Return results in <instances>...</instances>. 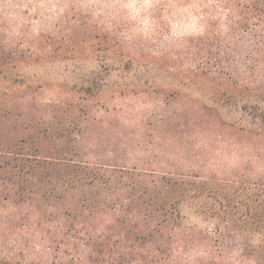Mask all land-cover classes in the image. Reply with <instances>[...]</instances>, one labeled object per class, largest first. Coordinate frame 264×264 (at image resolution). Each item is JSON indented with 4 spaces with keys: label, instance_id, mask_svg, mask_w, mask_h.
I'll list each match as a JSON object with an SVG mask.
<instances>
[{
    "label": "rangeland",
    "instance_id": "obj_1",
    "mask_svg": "<svg viewBox=\"0 0 264 264\" xmlns=\"http://www.w3.org/2000/svg\"><path fill=\"white\" fill-rule=\"evenodd\" d=\"M202 1L149 0L145 36L122 7L132 0H0V164L25 171L17 154H44L172 172V198L200 229V215L217 210L194 201L249 215L247 187L264 191V104L256 110L253 95L264 82L177 68L172 50L204 38L212 14L218 30L225 21L204 0L203 33L186 31L178 9ZM246 2L233 0L238 11Z\"/></svg>",
    "mask_w": 264,
    "mask_h": 264
},
{
    "label": "trees",
    "instance_id": "obj_2",
    "mask_svg": "<svg viewBox=\"0 0 264 264\" xmlns=\"http://www.w3.org/2000/svg\"><path fill=\"white\" fill-rule=\"evenodd\" d=\"M216 2L225 21L218 30L212 14L204 38L172 50L177 68L191 64L182 73L191 78L233 69L244 83H263L264 0H247L244 11L233 0ZM253 95L262 113L264 93ZM16 158L25 171L0 164V264H264V191L255 183L244 218L220 202L194 201L200 211L217 210L200 215V229L182 216L184 200L172 198V172L44 154Z\"/></svg>",
    "mask_w": 264,
    "mask_h": 264
},
{
    "label": "clouds",
    "instance_id": "obj_3",
    "mask_svg": "<svg viewBox=\"0 0 264 264\" xmlns=\"http://www.w3.org/2000/svg\"><path fill=\"white\" fill-rule=\"evenodd\" d=\"M124 9H127V15L129 19L133 21H137L139 24L138 31L142 32L145 36L151 33V21L149 16L147 15L149 9L153 7V4L149 2V0H144L143 3H136L135 0L132 2L126 3L122 5ZM175 8V5H172ZM210 5L204 4L199 5L197 3H191L183 8H179L178 12L182 14L186 23L183 24L186 31L192 34H202L204 30V25L200 24V21L204 19L202 15H200L201 8H208ZM195 13V14H194ZM175 28V25H174ZM175 35V32L173 33Z\"/></svg>",
    "mask_w": 264,
    "mask_h": 264
}]
</instances>
